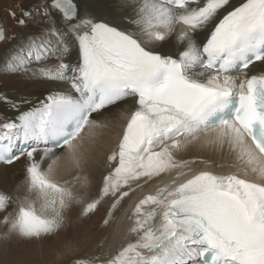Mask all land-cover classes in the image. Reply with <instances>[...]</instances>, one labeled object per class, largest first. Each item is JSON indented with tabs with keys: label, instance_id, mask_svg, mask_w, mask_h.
I'll return each mask as SVG.
<instances>
[{
	"label": "snow or ice",
	"instance_id": "snow-or-ice-1",
	"mask_svg": "<svg viewBox=\"0 0 264 264\" xmlns=\"http://www.w3.org/2000/svg\"><path fill=\"white\" fill-rule=\"evenodd\" d=\"M5 11L26 31L0 19V166L23 160L25 183L0 187V252L57 237L73 212L87 219L106 199L107 227L126 197L155 183L115 252L101 241L62 255L264 264V0H15ZM35 82L40 95L28 90ZM120 104L128 115L93 196L85 135L107 127L94 115ZM198 146L228 152L235 171H193L199 158L183 154Z\"/></svg>",
	"mask_w": 264,
	"mask_h": 264
},
{
	"label": "bare ground",
	"instance_id": "bare-ground-1",
	"mask_svg": "<svg viewBox=\"0 0 264 264\" xmlns=\"http://www.w3.org/2000/svg\"><path fill=\"white\" fill-rule=\"evenodd\" d=\"M11 78H5L4 82L9 87L16 85L19 83V81L16 79L15 82H12L10 80ZM14 81V80H13ZM44 86L40 82L31 83L29 85V91L33 92L35 95H40L43 91ZM127 105L120 104L115 107L109 108L107 111L103 112L101 115H94V119L104 122L107 124V127L97 129L96 135L94 138H90L87 136L84 142L83 147V153L88 161L87 167L85 170H90V174L94 176L97 180L95 181V184L92 186V195L94 196L99 188V182L98 179H101L102 174L99 170H97L96 167L92 166V158L94 157V154L96 151L99 150L98 146L96 145L97 140L101 139L100 142H103L108 148H113L116 143L118 142V139L121 134V129L123 126V123L125 122L128 112L125 110ZM105 131V133L103 132ZM100 132V133H99ZM108 134V135H107ZM112 145V147H111ZM104 150V149H103ZM107 155L109 154L106 152ZM58 155L62 157L61 161L59 162V171L58 175L60 176H67V173L65 169L68 167V160L66 159L65 153L58 152ZM92 156V157H91ZM192 157H197L199 159H202L204 161L211 160L213 161L212 164L208 163H200L199 159L196 164L192 165L193 171L201 170L203 168H209L212 171L215 172H230L235 171V168L230 166V162L232 161V156L224 151H214L210 148H201V147H195L190 152L184 153L183 158L185 159H191ZM223 164L224 166L218 167L217 165ZM24 162L23 160L19 163H16L15 165L11 167H5L0 166V187L4 188L5 190L9 192H23L24 189V183H25V177H24V168H23ZM46 167V166H45ZM87 172V171H86ZM166 179V178H165ZM183 179V178H182ZM155 189V183L145 185L141 188L136 189L135 192L131 193L128 197H126L122 201L121 211L127 212V209H131L134 207L135 203H137V199L142 198L143 195L148 194L151 191H154ZM102 209V208H101ZM125 209V210H124ZM131 210L129 213H131ZM120 211V212H121ZM119 212V211H117ZM124 212H122L123 214ZM128 213V214H129ZM117 218V225L114 229H112V233L109 234L111 236V241H107L106 243L110 244L112 243V246H110L111 252H115L119 247L122 246V243L128 239L126 230L129 227L130 221L127 220V216L124 213L123 215H119ZM84 226V225H83ZM117 240L118 243L114 244L113 241ZM14 244V242H12ZM11 243V244H12ZM105 243V245H106ZM8 245V252L3 255L0 254V263L2 264H12L13 261L21 258V255L12 256L10 253V249H12V245ZM34 249V248H33ZM5 251V250H4ZM25 255H23L24 257ZM30 262H33L32 257L30 259H27ZM32 264V263H31Z\"/></svg>",
	"mask_w": 264,
	"mask_h": 264
},
{
	"label": "rangeland",
	"instance_id": "rangeland-1",
	"mask_svg": "<svg viewBox=\"0 0 264 264\" xmlns=\"http://www.w3.org/2000/svg\"><path fill=\"white\" fill-rule=\"evenodd\" d=\"M14 2L15 0H0V19H2L8 25H13V27L10 28V31L15 30L18 32H24L26 31L25 29H18L14 27V22L9 18L7 12L5 11V9L8 8L10 5H12ZM10 80L12 82H15L16 78H11ZM4 82L6 81L4 80ZM103 132L105 133V131ZM86 138L87 135H85V139ZM100 140L98 139L96 142V145L98 146L99 150L96 151V153L94 154L91 164L92 166L95 165L94 167H96L97 170H99L101 173H105L106 172L105 161L107 156L106 152L109 153L112 148H108L103 142H100ZM85 171H87V173L90 175L93 186L97 179L90 174L89 172L90 170L89 171L85 170ZM98 182L100 185L101 179H98ZM138 200L139 199H137V202ZM109 203L110 202L106 199L99 207L98 211H96L93 215H91L89 218L84 220L77 219L76 212H73L71 214L72 217L71 225L67 228L66 231L61 232L60 235L57 237H53L49 240H45L41 242H34L31 244H20L13 241L14 244L13 243H12L13 245L11 244L12 249H10L11 255L12 256L19 255V257L20 255H25L23 257L25 259H30L32 257L33 259H35L33 260V262H31L32 264H71L72 257L71 256L65 257L62 255L65 245L67 244H71L73 247H75L78 250L79 254H91L98 251L97 249L98 243H100L101 241H104L105 243L107 241H111V236L109 234L112 233L113 231L112 229H114L118 223L116 217L119 215H123L125 213L128 220V216L130 215L129 211L131 209H127L128 210L127 212L121 211L120 208L122 206V202H121L120 205L117 207V209L114 211L109 225L107 227L103 226L102 221L109 208ZM122 212L124 213L122 214ZM0 232H2V229H0ZM113 242L114 244L118 243L117 240ZM105 243H104V250L111 252L110 246H112V243L110 244L109 242L106 243V245ZM124 243L125 241L122 243V245ZM7 247L8 246H6L4 248L5 251L3 250L2 252H0V254L5 255L9 250Z\"/></svg>",
	"mask_w": 264,
	"mask_h": 264
}]
</instances>
